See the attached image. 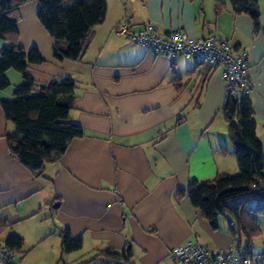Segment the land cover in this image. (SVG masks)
<instances>
[{"label":"crops","instance_id":"obj_1","mask_svg":"<svg viewBox=\"0 0 264 264\" xmlns=\"http://www.w3.org/2000/svg\"><path fill=\"white\" fill-rule=\"evenodd\" d=\"M257 2L262 12L260 6L255 31L250 16L235 13L229 0H106L105 19L79 61L53 57L54 40L37 19L36 0L18 8L17 39L43 58L27 67L28 74L37 84L74 80L69 120L82 135L59 159L45 162L42 175L34 174L9 154L6 134L14 126L0 105V238L22 239L15 264L38 247L56 254V264H79L106 248L118 253L129 248L130 264H157L187 241L212 250L229 247L225 216L213 229L187 196L175 197L190 179L238 170L221 114L222 70L202 81L205 66L198 59L154 55L115 27L127 17L132 32L152 22L163 35L181 31L192 38L203 37L209 27L244 52L256 135L264 146V0ZM5 45L0 38V49ZM6 77L0 102L14 99V87L23 82L14 69ZM262 217L258 250L264 249ZM61 228L81 239V249L62 252Z\"/></svg>","mask_w":264,"mask_h":264},{"label":"trees","instance_id":"obj_2","mask_svg":"<svg viewBox=\"0 0 264 264\" xmlns=\"http://www.w3.org/2000/svg\"><path fill=\"white\" fill-rule=\"evenodd\" d=\"M31 0H0V38L7 45L0 49V89L9 85L6 71L14 69L23 75V82L14 87L12 100H2L1 109L13 124L6 134L9 154L32 173L42 175L45 162L56 161L69 142L82 135L79 125L69 120L74 99L75 82L70 77L37 84L27 67L43 62L38 49H25L18 41V8ZM37 19L53 38V57L56 60L79 61L83 58L95 27L105 19L106 0H36ZM235 13L250 16L254 30L259 29L260 10L257 0H229ZM203 65L201 61L197 65ZM211 70L204 67L201 80ZM205 73V75H204ZM221 114L227 123V135L233 146L237 172L218 173L211 180L190 179L185 190L175 193L176 199L187 196L191 205L200 210L213 229L218 217L227 218L236 227L240 241L250 244L260 235L258 220L264 216V146L256 135L253 104L249 95L236 100L229 95L223 102ZM61 250L69 253L81 249L80 238H73L67 228L59 230ZM4 243L13 251L22 247V239L10 234ZM130 249L116 252L99 250L79 264L104 260L128 261Z\"/></svg>","mask_w":264,"mask_h":264},{"label":"built area","instance_id":"obj_3","mask_svg":"<svg viewBox=\"0 0 264 264\" xmlns=\"http://www.w3.org/2000/svg\"><path fill=\"white\" fill-rule=\"evenodd\" d=\"M115 32L142 45L154 55L171 59L180 56L194 58L208 70L221 69L225 99L231 95L240 100L249 95L251 84L246 54L219 38L209 27L201 38L189 37L181 31L163 35L152 22H146L140 30L132 32L129 19L125 17L117 24ZM229 225L232 228L231 243L226 249L212 250L198 242L187 241L171 248L166 258L157 264H264V249L256 250L251 243H241L236 227L232 222ZM15 262L16 252L0 238V264ZM112 264L130 263L117 259Z\"/></svg>","mask_w":264,"mask_h":264},{"label":"rangeland","instance_id":"obj_4","mask_svg":"<svg viewBox=\"0 0 264 264\" xmlns=\"http://www.w3.org/2000/svg\"><path fill=\"white\" fill-rule=\"evenodd\" d=\"M72 3H73V0H67L66 3H65V6L69 7V6L72 5ZM258 5H259V7L261 6V8H260V10H261L262 9V3H259ZM261 12H262V10H261ZM262 17H264V16H262ZM191 60H193V58H191ZM260 217H262V216H260ZM262 218H264V217H262ZM219 220L222 223L225 221L224 217L219 218ZM260 225L261 226L264 225V222H260ZM253 240H254V248L256 249V247H258L260 245V243H261V238H259V236H257V237H254ZM256 250H258V249H256ZM53 255L55 256L56 254H50V253L45 254V252H43V250H41L38 247L33 252L28 253L26 255V257H24V259L18 261V263H16V264H44V263L48 264V263H51V262L53 264H56L58 256L55 258ZM79 255H80V252L79 253H72L71 257L75 258V257H78ZM18 256H17V259L19 258ZM74 258H72V259H74ZM87 264H105V262H103V261H95V262H88Z\"/></svg>","mask_w":264,"mask_h":264}]
</instances>
